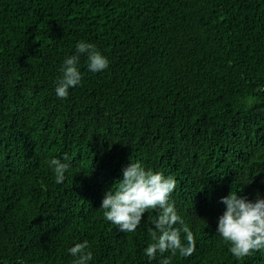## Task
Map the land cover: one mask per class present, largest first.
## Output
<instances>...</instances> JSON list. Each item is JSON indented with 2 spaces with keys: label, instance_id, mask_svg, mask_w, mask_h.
Returning a JSON list of instances; mask_svg holds the SVG:
<instances>
[{
  "label": "trees",
  "instance_id": "1",
  "mask_svg": "<svg viewBox=\"0 0 264 264\" xmlns=\"http://www.w3.org/2000/svg\"><path fill=\"white\" fill-rule=\"evenodd\" d=\"M79 41L109 67L82 56L61 100ZM53 158L70 163L61 185ZM130 162L176 181L195 250L171 264H264L216 234L222 197L264 196V0H0V264H72L84 241L89 264H149L155 213L125 234L99 210Z\"/></svg>",
  "mask_w": 264,
  "mask_h": 264
},
{
  "label": "clouds",
  "instance_id": "2",
  "mask_svg": "<svg viewBox=\"0 0 264 264\" xmlns=\"http://www.w3.org/2000/svg\"><path fill=\"white\" fill-rule=\"evenodd\" d=\"M82 56L86 58V70L90 73H102L109 67L107 57L94 44L77 42L74 53L60 65V75L54 87L58 99H67L69 90L81 84L79 64ZM64 159L67 160V157ZM47 166L55 184H63L70 163L53 158ZM175 187L176 181L172 176L146 169L139 162H130L122 169V178L115 183V187L104 193L101 200L99 210L104 219L125 234L135 232L145 214L155 213V217L148 220L152 242L143 250L149 264L157 254L169 253L159 264H171V257L178 254L186 258L195 250L193 232L178 214L171 199ZM220 203L225 210L218 217L216 234L228 245L231 256L239 260L254 252L264 251V196L257 193L253 200H249L231 192L222 197ZM88 247V242L84 241L67 249L73 258L72 264H89L92 253Z\"/></svg>",
  "mask_w": 264,
  "mask_h": 264
}]
</instances>
